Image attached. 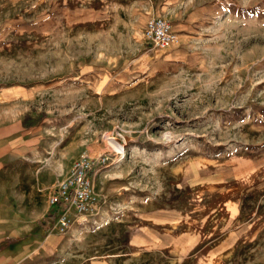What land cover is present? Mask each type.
I'll return each mask as SVG.
<instances>
[{
	"label": "rangeland",
	"instance_id": "1",
	"mask_svg": "<svg viewBox=\"0 0 264 264\" xmlns=\"http://www.w3.org/2000/svg\"><path fill=\"white\" fill-rule=\"evenodd\" d=\"M153 16L177 42L147 39ZM84 155L107 157L94 203L60 229ZM216 255L264 264V0H0V264Z\"/></svg>",
	"mask_w": 264,
	"mask_h": 264
},
{
	"label": "built area",
	"instance_id": "2",
	"mask_svg": "<svg viewBox=\"0 0 264 264\" xmlns=\"http://www.w3.org/2000/svg\"><path fill=\"white\" fill-rule=\"evenodd\" d=\"M146 37L155 46L165 48L178 41V34L171 21L162 16L149 18L146 26ZM119 159L125 156L122 151H116ZM107 157L93 159L87 155L79 158L71 171V175L60 183L53 194L51 204L56 206L55 225L60 229L71 224L70 209L83 213L92 209L94 203L93 179L100 163Z\"/></svg>",
	"mask_w": 264,
	"mask_h": 264
},
{
	"label": "crops",
	"instance_id": "3",
	"mask_svg": "<svg viewBox=\"0 0 264 264\" xmlns=\"http://www.w3.org/2000/svg\"><path fill=\"white\" fill-rule=\"evenodd\" d=\"M153 17H155V16H153ZM173 28H174V26H173ZM175 29V28H174ZM55 215V219H54V225H55V221H56V214H54ZM221 221H222V218H221ZM219 233V234H218ZM234 233V235H236V237H237V233L234 231L233 232ZM213 235L215 234V239H213L212 238V236H211V239H208V241L205 243V245H204V248L206 247V249L204 250V251H208V249L210 248L211 250H212V248L214 249V252L215 253H217L218 251H219V249H223V242H224V228H223V226L222 225H220L219 227L217 226L216 227V230L215 231H213V233H212ZM211 234V235H212ZM229 238H231V237H229ZM200 253H202V251L201 252H199V254ZM205 258V257H204ZM206 261L208 262V261H210V263L209 264H221V258L220 257H218L217 255L216 256H214V257H212V258H210V259H208L207 257H206ZM208 264V263H207Z\"/></svg>",
	"mask_w": 264,
	"mask_h": 264
},
{
	"label": "bare ground",
	"instance_id": "4",
	"mask_svg": "<svg viewBox=\"0 0 264 264\" xmlns=\"http://www.w3.org/2000/svg\"><path fill=\"white\" fill-rule=\"evenodd\" d=\"M109 139V144L110 146H112L113 148H115L117 151H123V153L125 152V149H122V144L116 140V138L114 137H110Z\"/></svg>",
	"mask_w": 264,
	"mask_h": 264
},
{
	"label": "trees",
	"instance_id": "5",
	"mask_svg": "<svg viewBox=\"0 0 264 264\" xmlns=\"http://www.w3.org/2000/svg\"><path fill=\"white\" fill-rule=\"evenodd\" d=\"M49 219H51V220H52V222H53V221H54V219H55V215H54V214L50 215V216H49Z\"/></svg>",
	"mask_w": 264,
	"mask_h": 264
}]
</instances>
